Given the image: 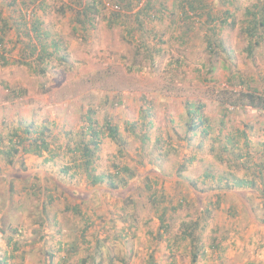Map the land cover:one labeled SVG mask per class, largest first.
I'll return each mask as SVG.
<instances>
[{"label": "rangeland", "instance_id": "rangeland-1", "mask_svg": "<svg viewBox=\"0 0 264 264\" xmlns=\"http://www.w3.org/2000/svg\"><path fill=\"white\" fill-rule=\"evenodd\" d=\"M46 1L42 20L64 52L44 74L0 64V150L12 140L28 151L0 155V264H264V112L223 105L231 92L264 95V42L248 55L239 30L245 9L264 0H202L188 23L178 20L180 0H141L130 11L101 0L85 33L73 30L70 0ZM149 1L146 14L160 19H143L132 41L124 25L102 19ZM225 11L237 25L228 17L212 36L209 17ZM190 104L202 106L207 135L186 132ZM144 110L145 141L139 124L130 128ZM89 112L99 128L105 119L118 126L120 137H101L91 165L115 189L86 179L77 148ZM27 126L57 155L17 144L12 134ZM237 179L253 186L228 187Z\"/></svg>", "mask_w": 264, "mask_h": 264}, {"label": "trees", "instance_id": "trees-1", "mask_svg": "<svg viewBox=\"0 0 264 264\" xmlns=\"http://www.w3.org/2000/svg\"><path fill=\"white\" fill-rule=\"evenodd\" d=\"M133 1L136 3L133 5ZM141 0H115L116 4H120V9L126 8L130 11L134 6L138 5ZM181 1V2H180ZM177 2L181 10L179 14V21L188 23L192 20V16L189 13L198 14L203 11L204 6L202 5V0H180ZM70 2L77 7L78 10L72 9L74 15L72 16V22L78 25L80 28H73L74 32L79 30L82 33H85L90 28L94 27L95 20L99 13V7H101V0H70ZM46 0H0V64L4 67L10 66H24L28 70L35 73L36 71L40 74H44L47 71L48 62H51L52 57L55 54H58L60 51L65 50V46L62 44V41L52 37L54 34L50 33L47 27L44 25L42 16L40 14L44 13L47 7ZM230 3V2H229ZM159 3L160 9L157 10V13H160V10H163ZM154 2H147L145 5L139 9V12L136 14H119V13H110L108 16H104L102 19L107 21V24L110 28L115 26L124 25L123 31L125 32L126 39L129 41L134 40V35L136 31L143 26V19H160L156 16L152 18L146 14L148 11L154 9ZM176 11L177 7H173ZM125 10V9H124ZM59 11L62 13L63 8H59ZM126 11V10H125ZM174 14V12H173ZM202 15V13H200ZM224 15L226 18L218 20V16L209 17L208 23L211 24L208 27L211 30V35H216V29L222 28L224 25H227V18L232 17V20L228 23V26L235 27L237 23L234 21V16L225 11ZM245 20H243L242 27L239 29L241 32L246 33L249 39L248 46L246 51L248 55H253L255 49L264 42V1L259 5L254 4L249 9L246 8L244 11ZM174 16V15H173ZM151 18V19H149ZM126 21V22H125ZM128 21V22H127ZM216 23V24H215ZM135 24L137 27L135 28ZM135 32V33H134ZM137 40H142V35H136ZM208 39V38H207ZM139 43V42H138ZM137 49L141 48V44H137ZM218 47L226 55L227 52L223 48L221 43L217 44ZM211 48L209 51H213L211 44L208 45ZM18 49L19 53L17 58L12 57V51ZM146 49H149L146 46ZM159 51V49H155ZM60 60H64L63 55L59 56ZM223 105H228L229 107H248L253 110H258L264 112V95L256 93L255 91H237L231 92L228 97L223 102ZM201 105L190 104L188 106L189 110L187 111V116L189 121L186 124V132L197 133V130L202 127L203 136L207 135V128L209 124L208 119L204 117L201 112ZM94 113L89 112L86 116V121L88 122L87 130L84 133L83 137H80V143L77 148V152L80 153V158H84L83 166L85 170L86 179L89 181L90 185L101 184L106 180L110 187L115 189L116 183L113 180L111 174H101L100 176L94 175V168L91 167L92 160L94 159V154L98 144L101 142V137L107 136L111 140H117L120 136L118 133V126L113 124L111 120L105 119L104 124L101 128L96 125L93 115ZM149 118V114L146 110L141 112V116L136 123L130 124L132 133L134 134L135 125L139 124L140 128L143 130L142 140H148V133L151 126L150 122H147L146 118ZM23 136H17L16 133L12 134L14 137H17V144L23 145L25 141H29V147L33 145L34 152L37 155H42V153H51L52 157L56 156L55 152L49 150V143L40 138L39 135L43 134V131L38 133L36 130H32L27 126L21 130ZM89 133V138L87 134ZM184 140H187V137H183ZM233 138L228 139V143H231ZM11 144V149L7 152H1L0 155H6L8 158L11 156V153L14 151L16 154L21 153L25 154L27 149L23 147L21 150L12 149V140H9ZM1 145V144H0ZM226 148L224 146L223 152ZM8 163H11V160H8ZM120 174H126L129 172L127 166H123L120 169ZM123 175L119 183L125 184ZM119 177V176H117ZM118 183V184H119ZM252 187L253 182H249L246 179H237L228 187ZM11 190V188H10ZM50 197V196H49ZM51 198V197H50ZM98 255V254H96ZM93 257V256H92ZM94 259V257H93ZM197 256L192 257V261L195 262ZM2 263H5V259L2 260ZM6 264V263H5ZM97 264V263H96ZM151 264V263H150Z\"/></svg>", "mask_w": 264, "mask_h": 264}]
</instances>
